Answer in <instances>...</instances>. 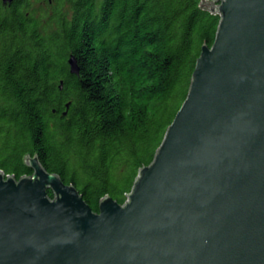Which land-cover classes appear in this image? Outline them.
I'll return each instance as SVG.
<instances>
[{"label": "water", "instance_id": "obj_1", "mask_svg": "<svg viewBox=\"0 0 264 264\" xmlns=\"http://www.w3.org/2000/svg\"><path fill=\"white\" fill-rule=\"evenodd\" d=\"M203 6L214 41L125 201L93 211L26 155L31 174L0 170V264H264V0Z\"/></svg>", "mask_w": 264, "mask_h": 264}, {"label": "trees", "instance_id": "obj_2", "mask_svg": "<svg viewBox=\"0 0 264 264\" xmlns=\"http://www.w3.org/2000/svg\"><path fill=\"white\" fill-rule=\"evenodd\" d=\"M204 1L0 0V170L29 175L36 155L93 211L122 204L214 41Z\"/></svg>", "mask_w": 264, "mask_h": 264}, {"label": "rangeland", "instance_id": "obj_3", "mask_svg": "<svg viewBox=\"0 0 264 264\" xmlns=\"http://www.w3.org/2000/svg\"><path fill=\"white\" fill-rule=\"evenodd\" d=\"M50 193H51V196L50 197H53V194H52V192L50 191Z\"/></svg>", "mask_w": 264, "mask_h": 264}]
</instances>
